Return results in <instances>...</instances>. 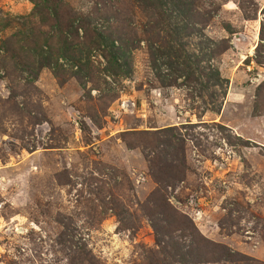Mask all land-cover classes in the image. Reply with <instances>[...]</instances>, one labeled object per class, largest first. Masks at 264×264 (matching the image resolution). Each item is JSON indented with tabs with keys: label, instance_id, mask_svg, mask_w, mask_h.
Here are the masks:
<instances>
[{
	"label": "rangeland",
	"instance_id": "obj_1",
	"mask_svg": "<svg viewBox=\"0 0 264 264\" xmlns=\"http://www.w3.org/2000/svg\"><path fill=\"white\" fill-rule=\"evenodd\" d=\"M65 1L77 11L94 6ZM197 1L211 11L208 25L187 37L176 30L182 17L170 14L175 31L164 44L177 41L201 65L214 49L221 87L161 81L148 48L164 33L142 28L162 19L130 0L116 2L137 12L135 30L108 9L112 29L124 22L139 39L133 74L119 84L104 76L100 57L80 75L70 61L58 74L41 65L19 33L33 4L0 1V18L12 22L0 33V264H141L157 251L149 203L157 185L151 148L128 144L153 147L174 127L187 163L167 190L171 226H195L211 244L264 264V0ZM105 95L119 98L102 110Z\"/></svg>",
	"mask_w": 264,
	"mask_h": 264
},
{
	"label": "trees",
	"instance_id": "obj_2",
	"mask_svg": "<svg viewBox=\"0 0 264 264\" xmlns=\"http://www.w3.org/2000/svg\"><path fill=\"white\" fill-rule=\"evenodd\" d=\"M28 1L34 8L29 16L20 19L19 33L25 36L27 34L26 45H30L28 49L38 54V62L41 65L52 68L58 74L62 71L60 61H70L80 75L84 67L95 68L93 59L100 57L103 61L104 76L111 79L114 84H119L132 76L131 52L138 48L139 39L136 38L135 31H129L124 27V22H121L117 29H112L108 16V9L111 6L114 10V20L126 21L135 30L137 24L133 19L137 12L132 10V7L128 8L129 6L126 5L128 8L126 9L119 5L121 3L116 2L117 0H111V3L110 0H92L93 8L83 12L73 9L65 0ZM199 2L197 0H130V4L141 15L145 10L146 14L151 12L154 16L152 13L154 10L155 16L162 19L158 22L151 17L142 30L143 33L154 31L157 38L164 33V39L162 37L157 39L154 47L148 48V53L153 70L161 81H168V86H177L178 79L182 77L186 83L193 84L200 81L202 86H205L204 83L206 85L215 83L213 87H221L223 83L219 69L211 64L212 56L215 54L214 49H210L207 63L201 65L199 58L194 54H188L184 45L179 46L180 43L177 41L164 44L165 35L172 39L175 31L166 22V17L170 14L183 18L179 21L183 24H178L177 27L180 25L181 27L176 30L183 31L187 37L195 31L198 33L199 27L208 25L211 11L203 12L204 9L198 6ZM123 9H125V17L121 19L119 16ZM10 26L12 22L0 18V33ZM225 28L232 33L231 27ZM166 46L168 48L163 51ZM3 50L8 52L13 49L5 44ZM16 55L17 53L15 57ZM96 64L101 65V62ZM92 74L93 72L86 69L87 78H93L90 77ZM205 79L207 82H204ZM117 98L119 97L114 96L109 99L106 95L102 97V104L106 105L102 110L107 109V106ZM158 134L162 137L160 140L157 139L159 143L153 147H148L144 143L137 145L127 143L129 147L143 151L151 148V153L145 155L149 161L150 175L157 185L149 198V203L153 206L150 216L156 233L157 251L146 253L141 264H257L201 238L195 226H184L179 229L171 226L170 213L175 212V209L169 203L166 194L168 188L174 189L177 185L174 172L177 170L175 173H181L186 167V141L180 136L181 134L177 135L176 127L162 130ZM168 222L169 225L166 226ZM197 236L201 242L197 240Z\"/></svg>",
	"mask_w": 264,
	"mask_h": 264
}]
</instances>
